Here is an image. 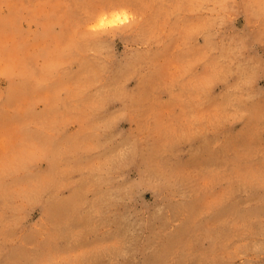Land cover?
I'll list each match as a JSON object with an SVG mask.
<instances>
[{"label": "rangeland", "instance_id": "rangeland-1", "mask_svg": "<svg viewBox=\"0 0 264 264\" xmlns=\"http://www.w3.org/2000/svg\"><path fill=\"white\" fill-rule=\"evenodd\" d=\"M0 264H264V0H0Z\"/></svg>", "mask_w": 264, "mask_h": 264}, {"label": "bare ground", "instance_id": "bare-ground-1", "mask_svg": "<svg viewBox=\"0 0 264 264\" xmlns=\"http://www.w3.org/2000/svg\"><path fill=\"white\" fill-rule=\"evenodd\" d=\"M114 21H116V19H113V20H111V22H110V23H112V22H114Z\"/></svg>", "mask_w": 264, "mask_h": 264}]
</instances>
